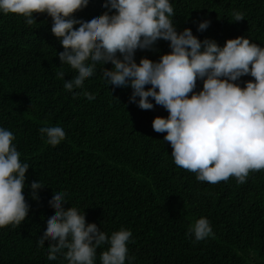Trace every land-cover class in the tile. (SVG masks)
Returning <instances> with one entry per match:
<instances>
[{
	"label": "trees",
	"instance_id": "obj_1",
	"mask_svg": "<svg viewBox=\"0 0 264 264\" xmlns=\"http://www.w3.org/2000/svg\"><path fill=\"white\" fill-rule=\"evenodd\" d=\"M105 2L89 0L73 17L103 14ZM170 2L178 32L189 28L199 40L221 46L245 37L264 47V0ZM234 12L244 19L234 21ZM34 19L29 26L22 17L0 14V127L13 132L21 162L30 166L23 193L29 212L20 225L0 228V264H66L62 256L48 260V239L38 243L54 211L52 190L58 189L68 193L63 207L79 208L86 223L109 236L121 228L131 231L132 264H264V170L250 172L244 184L234 177L216 184L198 181L174 163L165 133L152 128L153 119L167 117V111L130 103L131 88L107 85L102 65L81 88L65 90L75 71L60 64L57 53L63 48L51 33V18L34 14ZM204 20L209 27L198 31L197 22ZM169 51L168 42L158 40L151 49L137 50L135 59L158 61ZM60 71L64 79L57 77ZM253 79L243 76L238 83L243 87ZM201 88L198 80L196 91ZM85 92L95 98L88 100ZM50 125L66 133L56 146L39 134ZM36 180L45 186L33 199L27 186ZM200 217L209 220L213 235L195 241L188 230ZM106 249L97 250L96 264Z\"/></svg>",
	"mask_w": 264,
	"mask_h": 264
},
{
	"label": "clouds",
	"instance_id": "obj_2",
	"mask_svg": "<svg viewBox=\"0 0 264 264\" xmlns=\"http://www.w3.org/2000/svg\"><path fill=\"white\" fill-rule=\"evenodd\" d=\"M88 3L0 0V14L22 17L29 26L36 22L34 14L51 18V33L63 48L57 53L60 64L75 71L65 80V90L81 88L102 65L107 85L131 88L130 103L142 110H152L154 104L165 109L167 117H155L152 128L165 133L174 163L195 173L198 181L216 184L234 177L244 184L250 172L264 170V47L245 37L227 39L221 46L215 40H199L189 28L178 32L170 0H106L103 14L75 19L73 14ZM233 17L244 19L240 12ZM209 24L198 21L197 30L202 32ZM158 40L167 41L170 51L158 61L142 57L137 63L136 51L151 49ZM109 63L112 67L105 68ZM56 75L64 79L65 73ZM243 76L254 79L241 87L238 81ZM198 80L202 88L196 91ZM39 134L51 146L66 137L60 125L40 127ZM15 139L12 131L0 127V228L20 225L29 212L23 193L30 166L21 162ZM44 186L36 180L27 187L37 199ZM49 203L54 211L38 239L40 245L44 239L50 241L48 260L62 256L66 264H96L97 250L106 245L100 264H125L126 259L132 264L127 247L131 231L121 228L109 236L95 223H86L79 208L63 207L68 203L64 190H52ZM188 234L195 241L210 237L209 220L196 219Z\"/></svg>",
	"mask_w": 264,
	"mask_h": 264
}]
</instances>
